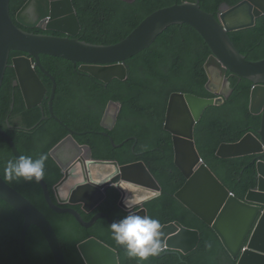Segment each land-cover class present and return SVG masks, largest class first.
<instances>
[{
  "label": "trees",
  "instance_id": "16d2710c",
  "mask_svg": "<svg viewBox=\"0 0 264 264\" xmlns=\"http://www.w3.org/2000/svg\"><path fill=\"white\" fill-rule=\"evenodd\" d=\"M28 0H11V14L16 21L18 11ZM201 7L213 14L219 13L224 3L238 5L244 0H198ZM82 30L79 39L96 45H113L125 39L141 22L155 11L180 3L181 0H73ZM27 30V29H26ZM40 34L62 36L54 32L28 30ZM239 50L252 61L264 59V17L254 28L232 33ZM212 54L199 33L189 25H174L166 30L147 50L127 61L128 78L114 79L108 84L83 72L70 61L41 56L42 64L57 79L54 101L56 115L68 126L83 134L75 135L81 144L92 146L93 155L100 159H117L121 164L143 160L163 185V194L146 203L150 217L162 225L181 221L187 227L200 229L202 242L196 250L184 254L171 250L160 257L150 256L143 264H238L225 247L213 226L184 204L177 192L188 178L176 163V149L172 134L164 127L168 100L175 91L214 96L207 90L209 81L204 64ZM24 55L13 52L0 93V127L12 136L22 156H47L44 178L52 192L62 177V171L50 151L68 134L69 130L49 111V96L53 83L40 69L48 87V96L42 105L28 108L20 86L15 85L16 72L12 58ZM234 93L223 105L210 106L197 125L196 136L204 159L239 197L245 199L259 184L256 155L223 158L218 154L225 142H237L249 132L258 133L262 115L251 110L253 82L239 75L232 76ZM121 101L122 110L109 136L102 121L108 104ZM46 115L45 119H42ZM136 136V138H134ZM129 141H125L126 139ZM17 159L9 144L0 136V172L5 175L9 160ZM28 197L54 225L69 264H86L79 243L92 235L117 248L122 264H138L129 258L126 250L113 239V230L106 218L91 228L82 226L71 213L53 211L45 199L42 185L22 178L10 183ZM120 192L112 187L107 199L90 214L81 205L76 207L89 220L99 211L118 221L128 212L119 206ZM24 215L0 199V264H25L20 251ZM211 244V248L208 245ZM28 256L32 264H56L48 244L32 224L27 237ZM163 253V252H161Z\"/></svg>",
  "mask_w": 264,
  "mask_h": 264
},
{
  "label": "water",
  "instance_id": "95a60500",
  "mask_svg": "<svg viewBox=\"0 0 264 264\" xmlns=\"http://www.w3.org/2000/svg\"><path fill=\"white\" fill-rule=\"evenodd\" d=\"M242 6L252 8L253 13L249 19L231 21L227 18L228 14H224L223 21L219 22L215 15L204 12L197 0H182V5L162 9L149 16L120 43L105 46L77 38L82 26L73 0H29L17 13V23L11 16V0H0V91L11 53L28 54L29 57L13 59L18 77L16 85H20L27 106L32 108L40 105L48 91L37 71L39 68L53 81L50 112L70 131L51 151L64 174L54 186L56 201L44 177L40 181L47 203L53 211L73 214L86 228H91L101 218H106L111 225L113 220L106 212H98L86 221L76 207L65 204L82 203V209L90 213L107 198L109 187L115 186L122 194L120 207L129 214L149 217L146 203L160 197L164 188L144 161L121 165L118 160L96 159L91 146H82L76 140L75 134L87 132L73 130L55 114L58 83L56 77L42 64L41 55L64 59L76 66L79 64L81 71L105 83L115 78L124 80L128 76V59L149 48L170 26L187 23L207 39L214 51L207 65L210 74L207 87L224 95L208 98L174 92L170 97L165 128L174 136L177 164L188 177L177 197L214 227L231 254L240 258L239 264H264V60L249 61L230 36L234 31L257 25L258 19L264 16V0H248ZM17 24L27 29H41L64 36L30 33ZM229 71L258 84L253 90L251 108L255 114L263 115L259 135L250 132L238 142L223 143L218 151L223 158L258 155L259 186L252 189L245 200L235 195L209 164L201 162L203 157L196 138L197 124L203 119L206 110L212 105L224 104L226 97H230L233 92L217 91V87H221L227 80ZM121 108V102L112 101L109 104L102 121L106 129L114 128ZM109 116L113 118L112 124H107ZM102 133L110 137L109 132ZM0 136L9 144L16 158L22 156L13 138L1 127ZM110 139L115 147L123 144H116L112 137ZM70 142L80 151L78 158L65 162L56 153ZM84 148L86 155L81 157ZM0 199L10 203L25 216L20 243L25 264H31L27 252V236L32 224L44 235L56 264H68L51 221L33 202L12 187L1 173ZM125 202L131 207H126ZM162 233V247L167 251L159 254L160 257L170 253V250L189 254L199 248L202 241L199 229L187 227L181 221L165 224ZM248 241L249 248L243 252ZM120 247L125 249L122 245ZM79 248L88 264H121L118 250L98 237H90L81 242Z\"/></svg>",
  "mask_w": 264,
  "mask_h": 264
},
{
  "label": "clouds",
  "instance_id": "9594fccd",
  "mask_svg": "<svg viewBox=\"0 0 264 264\" xmlns=\"http://www.w3.org/2000/svg\"><path fill=\"white\" fill-rule=\"evenodd\" d=\"M29 1V0H28ZM27 1V2H28ZM124 1H126V2H130V3H133V2H135L136 0H134V1H132V0H124ZM246 1H248V0H244L243 2H241V3H239L238 5H235V6H231L229 3H224L222 6H221V8H220V10H219V13H218V15L217 14H213V13H209V12H207V11H205L202 7H201V5H200V3H199V1L197 0V3L199 4V6L201 7V9L205 12V13H207V14H212V15H215V17L217 18V20L220 22V21H223L222 20V16L224 15V14H228V19L229 20H231V21H234V20H242V19H246V18H248L249 19V16L250 15H252V13H253V10H252V8L251 7H249V6H242ZM26 2V3H27ZM74 3V2H73ZM175 5H182V0H181V2L180 3H177V4H174V5H172V6H169V7H165V8H161V9H159V10H157V11H155L154 13H156V12H158V11H160V10H162V9H166V8H171V7H173V6H175ZM75 6V5H74ZM76 8V7H75ZM235 9V10H234ZM11 10V9H10ZM21 10V9H20ZM19 10V11H20ZM77 10V9H76ZM18 11V12H19ZM77 13H78V11H77ZM154 13H152L151 15H153ZM151 15H149V16H151ZM11 16H12V14H11ZM17 16V15H16ZM148 16V17H149ZM147 17V18H148ZM264 17V16H263ZM13 18V17H12ZM146 18V19H147ZM262 18V17H261ZM260 19V18H259ZM259 19H258V21H259ZM14 20V19H13ZM80 20V19H79ZM15 21V20H14ZM258 21H257V24H258ZM16 22V21H15ZM144 22V21H143ZM143 22H141V24L143 23ZM17 23V22H16ZM81 23V22H80ZM140 24V25H141ZM18 25V24H17ZM139 25V26H140ZM175 25H189V24H187V23H182V24H175ZM20 28H22L23 30H25V31H27V32H29L28 30H41V29H27V28H24V27H22V26H20V25H18ZM82 26V25H81ZM138 26V27H139ZM172 26H174V25H172ZM172 26H170V27H172ZM189 26H191V25H189ZM257 26V25H256ZM255 26V27H256ZM137 27V28H138ZM169 27V28H170ZM192 27V26H191ZM137 28H135L134 30H136ZM168 28V29H169ZM193 28V27H192ZM252 28H254V27H252ZM27 29V30H26ZM168 29H166V30H168ZM195 29V28H194ZM247 29H250V28H247ZM133 30V31H134ZM165 30V31H166ZM196 30V29H195ZM243 30H246V29H243ZM41 31H44V30H41ZM132 31V32H133ZM164 31V32H165ZM197 31V30H196ZM239 31H242V30H239ZM239 31H234V32H232V33H235V32H239ZM44 32H50V31H44ZM131 32V33H132ZM163 32V33H164ZM198 32V31H197ZM30 33H35V32H30ZM54 33H56V32H54ZM81 33V32H80ZM130 33V34H131ZM162 33V34H163ZM199 33V35L202 37V39L204 40V43H206L208 46H209V48L211 49V51H212V54H211V56H210V58L208 59V61L206 62V64H204V67H205V69H206V71H207V74H208V77H209V81H210V74H209V70H208V67H207V65L209 64V61L211 60V58L214 56V51H213V49H212V47H211V45H210V43L207 41V39H205L203 36H202V34L200 33V32H198ZM232 33H230V36H231V38H232V40L234 41V39H233V37H232ZM35 34H40V33H35ZM59 34H61V33H59ZM129 34V35H130ZM161 34V35H162ZM41 35H51V34H41ZM80 35V34H79ZM78 35V36H79ZM128 35V36H129ZM161 35H159V37L161 36ZM55 36H57V35H55ZM64 35L62 34V37H63ZM78 36H77V38H78ZM127 36V37H128ZM126 37V38H127ZM158 37V38H159ZM125 38V39H126ZM157 38V39H158ZM79 39V38H78ZM81 40V39H80ZM124 40V39H123ZM122 40V41H123ZM82 41V40H81ZM157 41V40H156ZM155 41V42H156ZM84 42H86V41H84ZM121 42V41H120ZM120 42H118V43H120ZM154 42V43H155ZM88 43V42H87ZM118 43H116V44H118ZM153 43V44H154ZM235 43V42H234ZM92 44V43H91ZM116 44H113V45H116ZM152 44V45H153ZM236 44V43H235ZM96 45V44H95ZM151 45V46H152ZM105 46H109V45H105ZM150 46V47H151ZM237 46V45H236ZM149 47V48H150ZM149 48H147V49H149ZM238 48V47H237ZM147 49H145V50H147ZM239 49V48H238ZM145 50H143V51H145ZM142 51V52H143ZM240 51V50H239ZM142 52H140V53H142ZM241 52V51H240ZM13 53V52H12ZM11 53V54H12ZM19 53H22V52H19ZM139 53V54H140ZM242 53V52H241ZM24 55H19V56H15V57H13L12 58V67L14 68V66H13V59L14 58H17V57H25V56H27V57H29V55L28 54H25V53H23ZM139 54H137V55H139ZM243 54V53H242ZM137 55H135V56H137ZM244 55V54H243ZM42 56V55H41ZM43 56H46V55H43ZM134 56V57H135ZM247 59H248V57L246 56V55H244ZM134 57H132V58H134ZM41 58V57H40ZM132 58H130V59H132ZM130 59H128V60H130ZM10 60H11V57H10ZM9 60V61H10ZM127 60V61H128ZM249 60V59H248ZM264 60V59H263ZM263 60H260V61H252V60H249V61H251V62H262ZM127 61H126V65H127ZM42 62V61H41ZM9 66V65H8ZM45 67V66H44ZM77 67H78V69H79V64L77 65ZM127 67H128V65H127ZM15 69V68H14ZM38 69L39 68H37V71H38ZM41 70V69H40ZM48 70V69H47ZM80 70V69H79ZM42 71V70H41ZM49 71V70H48ZM16 72V71H15ZM43 72V71H42ZM39 73V72H38ZM44 73V72H43ZM45 74V73H44ZM237 73H234V72H232V71H229L228 72V74L226 75V77H227V80L225 81V83L221 86V87H217V91H219V92H224V93H228V92H230L231 90L233 91L232 92V94L234 93V88H233V81H232V76L233 75H236ZM6 75V74H5ZM40 75V74H39ZM46 75V74H45ZM89 75H91V74H89ZM237 75H239V74H237ZM41 76V75H40ZM47 76V75H46ZM91 76H93V75H91ZM239 76H241V75H239ZM48 77V76H47ZM93 77H95V76H93ZM242 78H246V79H249V78H247V77H243V76H241ZM5 78V77H4ZM42 78V77H41ZM49 78V77H48ZM96 78V77H95ZM127 78H128V76H127ZM126 78V79H127ZM98 79V78H97ZM115 79H118V78H115ZM43 80V79H42ZM57 80V79H56ZM100 80V79H99ZM121 80V79H120ZM125 80V79H124ZM249 80H251L252 82H253V87H252V94H251V105H252V96H253V90H254V88L258 85V84H256L255 82H254V80H252V79H249ZM17 81H18V77H17V73H16V80H15V85H16V83H17ZM52 81V80H51ZM100 81H102V80H100ZM113 81V80H112ZM111 81V82H112ZM209 81H208V83H209ZM4 82V81H3ZM44 82V81H43ZM52 83H53V81H52ZM58 83V82H57ZM102 83H104V84H108V83H105V82H103L102 81ZM208 83H207V85H208ZM44 84H45V82H44ZM46 85V84H45ZM207 85H206V88H207V90L208 91H210L214 96H202V97H208V98H216V97H220V96H223L224 94L222 93V94H218V93H216V92H213V91H211L208 87H207ZM3 86V85H2ZM17 86H20L19 84H17ZM47 87V86H46ZM52 88H53V86H52ZM2 89V88H1ZM20 89H21V87H20ZM47 89H48V87H47ZM21 91H22V89H21ZM175 92H184V91H175ZM0 93H1V91H0ZM174 93V92H173ZM172 93V94H173ZM184 93H192V94H196V93H193V92H184ZM22 94H23V92H22ZM51 94H52V90H51ZM51 94H50V96H49V102H50V98H51ZM171 94V95H172ZM232 94L230 95V97L232 96ZM171 95H170V97H171ZM196 95H198V94H196ZM48 96V91H47V94H46V96H45V98ZM199 96H201V95H199ZM23 97H24V94H23ZM170 97H169V100H170ZM230 97H226V100L228 99V98H230ZM45 98H44V100H45ZM24 100H25V97H24ZM44 100H43V102H44ZM169 100H168V105H169ZM42 102V103H43ZM112 102V101H111ZM110 102V103H111ZM113 102H121V101H113ZM226 102V101H225ZM25 103H26V100H25ZM42 103L40 104V105H42ZM109 103V104H110ZM122 103V102H121ZM109 104H108V107H109ZM27 105V104H26ZM167 105V106H168ZM223 105V104H222ZM37 106H39V105H37ZM213 106V105H212ZM28 107V106H27ZM36 107V106H35ZM108 107H107V109H108ZM122 107H123V103H122ZM29 108V107H28ZM33 108V107H32ZM168 109V108H167ZM121 110H122V108H121ZM121 110H120V112H121ZM251 110H252V108H251ZM49 111H50V108H49ZM54 111H55V109H54ZM107 111V110H106ZM207 111V110H206ZM253 112V111H252ZM51 113V112H50ZM254 113V112H253ZM56 114V113H55ZM106 114V113H105ZM120 114V113H119ZM255 114V113H254ZM52 115V114H51ZM257 115H261V114H257ZM45 117H47L46 115H44ZM43 116V117H44ZM105 116V115H104ZM119 116V115H118ZM167 116V115H166ZM52 117H53V115H52ZM54 118V117H53ZM42 119H45V118H42ZM62 120V119H61ZM63 121V120H62ZM117 121H118V118H117ZM64 122V121H63ZM262 122H263V115H262ZM65 123V122H64ZM66 124V123H65ZM107 124H108V122H107ZM110 124H112V123H110ZM199 124V123H198ZM197 124V125H198ZM67 125V124H66ZM112 126V125H111ZM116 126V125H115ZM114 126V127H115ZM70 127V126H69ZM105 127V126H104ZM164 127H165V124H164ZM262 127V126H261ZM2 128V127H1ZM71 128V127H70ZM106 128V127H105ZM4 129V128H3ZM166 129V128H165ZM4 130H6V129H4ZM74 130V129H73ZM167 130V129H166ZM196 130H197V128H196ZM7 131V130H6ZM107 132H109V134H110V131L111 130H109V129H107L106 130ZM168 131V130H167ZM85 132H87V131H85ZM102 132H104V131H102ZM101 132V133H102ZM170 132V131H169ZM171 133V132H170ZM250 133V132H249ZM255 133V132H254ZM69 134H70V131H69ZM68 134V135H69ZM83 134V133H82ZM172 134V133H171ZM256 134H258L259 135V131H258V133H256ZM67 135V136H68ZM75 135H77V134H75ZM74 135V136H75ZM247 135V134H246ZM245 135V136H246ZM11 136V135H10ZM66 136V137H67ZM106 136V135H105ZM244 136V137H245ZM12 137V136H11ZM65 137V138H66ZM110 137H112L111 135H110ZM243 137V138H244ZM64 138V139H65ZM76 138V137H75ZM113 138V137H112ZM134 138H136V136H134ZM196 138H197V136H196ZM64 139H62V140H64ZM114 139V138H113ZM129 139L130 138H128V139H126L125 141H129ZM172 139L174 140V144H175V139H174V136H173V134H172ZM14 140V139H13ZM61 140V141H62ZM77 140V139H76ZM60 141V142H61ZM78 141V140H77ZM240 141V140H239ZM59 142V143H60ZM79 142V141H78ZM114 142H115V140H114ZM238 142V141H237ZM16 143V142H15ZM58 143V144H59ZM71 143V142H70ZM80 143V142H79ZM116 143V142H115ZM124 143V142H123ZM57 144V145H58ZM81 144V143H80ZM117 144V143H116ZM121 144V143H120ZM56 145V146H57ZM82 146L83 145H88V144H81ZM123 145V144H122ZM122 145H120V146H122ZM198 145V144H197ZM56 146H54V147H56ZM88 146H90V145H88ZM120 146H116V147H120ZM18 147V146H17ZM53 147V148H54ZM221 147V146H220ZM11 148V147H10ZM52 148V149H53ZM76 148V147H75ZM91 148H92V146H91ZM199 148V147H198ZM77 149V151H78V153H77V155L75 156V157H71L69 160H67V161H65V160H63V161H65V162H68V161H71V160H73V159H75V158H78L77 156L79 155V149L78 148H76ZM175 149H176V147H175ZM220 149V148H219ZM13 151V150H12ZM52 151V150H51ZM51 151H50V154H51ZM93 151V150H92ZM200 151V150H199ZM219 151V150H218ZM14 153V152H13ZM21 153V152H20ZM200 153H201V151H200ZM57 154V153H56ZM219 154V153H218ZM15 155V154H14ZM22 155V154H21ZM52 155V154H51ZM84 155H86V150H85V148L83 149V151H82V154L80 155L81 157H83ZM201 155H202V153H201ZM254 155H256V154H254ZM220 156V155H219ZM248 156V155H247ZM53 157V156H52ZM93 157H94V155H93ZM202 157H203V155H202ZM220 157H222V156H220ZM242 157V156H241ZM54 158V157H53ZM59 158V157H58ZM95 158V157H94ZM233 158H235V157H233ZM256 158L258 159V155H256ZM55 159V158H54ZM96 159H100V158H96ZM46 160H47V156L46 155H43V154H41L38 158H36V159H33L31 156H21V157H19V158H17V159H15V160H9L8 162H7V164H6V166H5V175H4V179L10 184L11 182H13V181H18V180H20L21 178L24 180V181H29V182H32V181H34V182H37V183H39L42 179H43V177H44V172H45V162H46ZM56 160V159H55ZM104 160H117V159H104ZM139 161V160H138ZM143 161V160H142ZM56 162L58 163V161L56 160ZM136 162V161H135ZM201 162H205V163H207L206 162V160L204 159V157L202 158V161ZM132 163V162H131ZM176 163H177V156H176ZM121 164V163H120ZM126 164H128V163H126ZM207 164H209V163H207ZM58 165L60 166V164L58 163ZM121 165H124V164H121ZM147 165V164H146ZM178 165V164H177ZM257 165H258V160H257ZM148 166V165H147ZM210 166V165H209ZM211 167V166H210ZM60 168H61V171H62V167L60 166ZM149 168V167H148ZM212 168V167H211ZM213 169V168H212ZM259 170V169H258ZM152 172V171H151ZM215 172V171H214ZM1 173V172H0ZM185 173V172H184ZM216 173V172H215ZM63 174V173H62ZM186 174V173H185ZM217 174V173H216ZM2 175V174H1ZM218 175V174H217ZM3 176V175H2ZM63 176H64V174H63ZM155 176V175H154ZM187 176V175H186ZM63 178V177H62ZM188 178V177H187ZM45 179V178H44ZM221 179V178H220ZM46 180V179H45ZM222 180V179H221ZM158 181H160V180H158ZM188 181V180H187ZM223 181V180H222ZM259 182H260V173H259ZM48 183V182H47ZM57 184V183H56ZM55 184V185H56ZM11 185V184H10ZM49 185V184H48ZM54 185V186H55ZM12 186V185H11ZM54 186H53V190H52V192H51V194L53 195V198H54V200L56 201V198H55V192H54ZM185 186V185H184ZM258 186H259V184H258ZM258 186L256 187V188H253V189H257L258 188ZM13 187V186H12ZM112 187H115V186H111V187H109V189L110 188H112ZM229 187V186H228ZM116 189H117V187H115ZM16 189V188H15ZM50 189V188H49ZM109 189H108V191H109ZM44 190V189H43ZM118 190V189H117ZM181 190V189H180ZM179 190V191H180ZM252 190V189H251ZM250 190V191H251ZM51 191V190H50ZM119 191V190H118ZM178 191V192H179ZM249 191V192H250ZM20 192V191H19ZM120 192V191H119ZM177 192V193H178ZM21 193V192H20ZM233 193L235 194V195H237L234 191H233ZM45 194V193H44ZM249 194V193H248ZM248 194H247V196H248ZM24 195V194H23ZM120 195L122 196V194H121V192H120ZM25 196V195H24ZM238 196V195H237ZM247 196H246V198H247ZM26 197V196H25ZM107 197H108V195H107ZM239 197V196H238ZM28 198V197H27ZM121 198V197H120ZM239 198H241V197H239ZM245 198V199H246ZM29 199V198H28ZM45 199H46V196H45ZM107 199V198H106ZM105 199V200H106ZM241 199H243V198H241ZM244 199V200H245ZM30 200V199H29ZM104 200V201H105ZM31 201V200H30ZM103 201V202H104ZM119 201H120V199H119ZM32 202V201H31ZM102 202V203H103ZM8 203V202H7ZM102 203H100L92 212H90V213H93ZM126 203V202H125ZM10 204V203H9ZM118 204H119V202H118ZM11 205V204H10ZM66 206H73V207H76L77 205H81V208H82V203H77V204H70V203H68V204H65ZM37 206V205H36ZM120 206V205H119ZM146 206V205H145ZM14 207V206H13ZM38 207V206H37ZM50 207V206H49ZM126 207H131V205L130 204H128V203H126ZM15 208V207H14ZM39 208V207H38ZM77 208V207H76ZM16 209V208H15ZM40 209V208H39ZM78 209V208H77ZM138 209V207L137 208H135V210H137ZM148 209V208H147ZM17 210V209H16ZM41 210V209H40ZM79 210V209H78ZM83 210V209H82ZM125 210V209H124ZM19 211V210H18ZM80 211V210H79ZM84 212H85V210H83ZM20 212V211H19ZM80 212H82V211H80ZM99 212H104V211H99ZM128 212V211H127ZM85 213H87V212H85ZM90 213H87V214H90ZM96 213H98V212H96ZM95 213V214H96ZM107 213V212H106ZM94 214V215H95ZM109 214V213H108ZM82 215H83V213H82ZM93 215V216H94ZM110 215V214H109ZM92 216V217H93ZM25 217V216H24ZM83 217H84V215H83ZM111 217V216H110ZM76 218V217H75ZM49 219V218H48ZM84 219H85V217H84ZM50 220V219H49ZM86 221H89V220H91V218L89 219V220H87V219H85ZM113 220V219H112ZM204 220V219H203ZM175 222V221H174ZM24 223H25V221H24ZM52 223V222H51ZM172 223V222H171ZM53 225V224H52ZM54 226V225H53ZM55 228V227H54ZM111 228H112V230H113V239L118 243V245L120 244V245H122L124 248H125V250H126V253H127V255H128V257L129 258H132V259H136L137 261H138V264H143V261H146L150 256H159V254H163L165 251H167V250H164V248L162 247V241H161V236H162V225H161V223H160V221L158 220V219H153V218H151L150 217V213H149V217L148 216H141V215H138V214H129L128 213V215L127 216H124L123 218H121V219H119L118 221H113V223L111 224ZM194 229H196V228H194ZM56 230V229H55ZM200 230V229H199ZM201 231V230H200ZM56 233H57V231H56ZM57 235H58V233H57ZM22 236V235H21ZM44 236V235H43ZM28 237V236H27ZM58 237H59V235H58ZM90 237H98V236H95V235H92V236H90ZM89 237V238H90ZM45 238V237H44ZM89 238H87V239H89ZM99 238V237H98ZM86 239V240H87ZM46 240V239H45ZM59 240H60V238H59ZM102 240V239H101ZM85 241V240H84ZM223 241V240H222ZM47 242V241H46ZM83 242V241H82ZM202 242V241H201ZM81 243V242H80ZM79 243V244H80ZM224 243V242H223ZM48 244V243H47ZM110 245V244H109ZM119 245V246H120ZM225 245V244H224ZM111 246V245H110ZM48 247H49V245H48ZM78 247H79V245H78ZM113 247V246H112ZM208 247L209 248H211V244H209L208 245ZM226 247V246H225ZM63 248V247H62ZM115 248V247H114ZM227 248V247H226ZM249 248V241L246 243V245L244 246V248H243V252L245 251V250H247ZM50 249V248H49ZM80 249V248H79ZM117 249V248H116ZM118 250V249H117ZM227 250H228V248H227ZM20 251H21V248H20ZM51 251V250H50ZM63 251H64V249H63ZM229 251V250H228ZM27 252H28V249H27ZM80 252H81V250H80ZM118 252H119V250H118ZM161 252H163V253H161ZM178 252V251H177ZM230 252V251H229ZM52 253V252H51ZM170 253H171V250H170ZM181 253V252H180ZM231 253V252H230ZM21 254H22V251H21ZM65 254V253H64ZM82 254V253H81ZM169 254V253H168ZM53 255V254H52ZM167 255V254H166ZM235 259H237L238 260V264H239V262H240V258H236L233 254H231ZM83 256V255H82ZM119 256H120V252H119ZM29 257V256H28ZM65 257H66V255H65ZM163 257V256H162ZM22 258H23V256H22ZM84 258V257H83ZM30 259V258H29ZM67 259V258H66ZM24 260V259H23ZM85 260V259H84ZM68 261V260H67ZM25 262V261H24ZM31 262V261H30ZM86 262V261H85ZM120 262H121V256H120ZM32 264V263H31ZM69 264V263H68ZM86 264H88L87 262H86ZM122 264V263H121Z\"/></svg>",
  "mask_w": 264,
  "mask_h": 264
},
{
  "label": "flooded vegetation",
  "instance_id": "af4514ba",
  "mask_svg": "<svg viewBox=\"0 0 264 264\" xmlns=\"http://www.w3.org/2000/svg\"><path fill=\"white\" fill-rule=\"evenodd\" d=\"M108 124L113 122L112 116L108 117L107 120ZM78 151L75 148V146L72 143L66 144L64 147H62L60 150L57 151V156L61 160H69L71 157H75L77 155Z\"/></svg>",
  "mask_w": 264,
  "mask_h": 264
}]
</instances>
